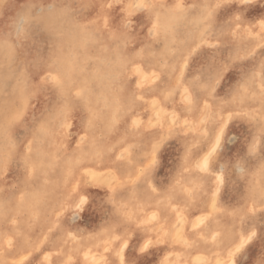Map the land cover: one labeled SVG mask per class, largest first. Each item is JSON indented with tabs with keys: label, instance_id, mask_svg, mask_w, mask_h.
<instances>
[{
	"label": "rangeland",
	"instance_id": "rangeland-1",
	"mask_svg": "<svg viewBox=\"0 0 264 264\" xmlns=\"http://www.w3.org/2000/svg\"><path fill=\"white\" fill-rule=\"evenodd\" d=\"M249 248L264 260V0H0V264Z\"/></svg>",
	"mask_w": 264,
	"mask_h": 264
},
{
	"label": "crops",
	"instance_id": "crops-1",
	"mask_svg": "<svg viewBox=\"0 0 264 264\" xmlns=\"http://www.w3.org/2000/svg\"><path fill=\"white\" fill-rule=\"evenodd\" d=\"M246 253H247V255L244 256V258L239 259L237 261V263L234 261V264H264V260L263 261L262 260L256 261V260L249 259L250 255L252 253V251L250 250V248H249V250Z\"/></svg>",
	"mask_w": 264,
	"mask_h": 264
},
{
	"label": "bare ground",
	"instance_id": "bare-ground-1",
	"mask_svg": "<svg viewBox=\"0 0 264 264\" xmlns=\"http://www.w3.org/2000/svg\"><path fill=\"white\" fill-rule=\"evenodd\" d=\"M128 1V0H127ZM120 2V1H119ZM151 3V2H150ZM127 4V3H126ZM107 5V4H106ZM129 7V6H128ZM126 10H127V8H126ZM133 11V10H132ZM154 36V35H153ZM5 80V79H4ZM203 120V119H202ZM168 123V122H167ZM201 123V122H200ZM66 125V124H65ZM212 150V149H211ZM210 152V151H209ZM208 156V155H207ZM206 157V156H205ZM208 161V160H207ZM200 163V162H199ZM203 165V164H202ZM221 168V167H220ZM93 172V171H92ZM94 172H96V171H94ZM90 173H91V171H90ZM98 173V172H97ZM108 173V172H107ZM87 174V173H86ZM96 174V173H95ZM93 175H94V173H93ZM97 176H98V174H97ZM97 176L95 175V177H96V179H97ZM92 177H94V176H92ZM95 179V178H94ZM221 179V178H220ZM91 180V179H90ZM92 181V180H91ZM83 201V200H82ZM82 204V203H81ZM181 217V216H180ZM200 221H201V219H200ZM195 223H197V222H195ZM218 225V224H217ZM175 227V226H174ZM173 229V228H172ZM174 230V229H173ZM172 233V232H171ZM244 234V233H243ZM180 235V234H179ZM183 236V235H182ZM254 236V235H253ZM245 240V239H244ZM243 240V241H244ZM233 242V241H232ZM245 242V241H244ZM184 250V249H183ZM186 250V249H185ZM184 250V251H185ZM187 251V250H186ZM219 252V251H218ZM182 255V254H181ZM90 256V255H89ZM183 256V255H182ZM193 256V255H192ZM228 256H229V254H228ZM181 257V256H180ZM182 258V257H181ZM177 259V258H176ZM179 259V258H178ZM177 259V260H178ZM222 261V260H221ZM230 261V260H229ZM164 262V261H163ZM76 263V262H75ZM161 264V263H160ZM230 264H232V263H230Z\"/></svg>",
	"mask_w": 264,
	"mask_h": 264
}]
</instances>
